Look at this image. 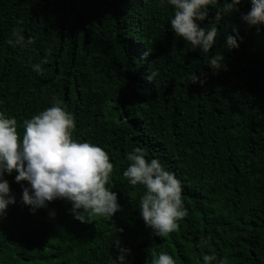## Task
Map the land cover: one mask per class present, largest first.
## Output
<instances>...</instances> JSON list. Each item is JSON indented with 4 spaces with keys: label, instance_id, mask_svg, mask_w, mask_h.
Masks as SVG:
<instances>
[{
    "label": "trees",
    "instance_id": "trees-1",
    "mask_svg": "<svg viewBox=\"0 0 264 264\" xmlns=\"http://www.w3.org/2000/svg\"><path fill=\"white\" fill-rule=\"evenodd\" d=\"M225 2L209 6L202 27ZM237 7L203 53L176 36L167 0H0V113L17 120L22 137L24 120L62 102L75 118L73 138L109 154L121 206L91 223L77 221L65 200L33 213L22 200L27 182L5 174L15 204L0 217V264H112L117 240L130 250L125 264H150V248L176 264L212 254L213 264L224 256L264 264V24L242 21L251 0ZM14 28L34 43L10 46ZM237 31L239 47L229 50ZM217 54L226 70L209 67ZM135 147L181 182L188 214L166 238L140 216L143 188L123 177Z\"/></svg>",
    "mask_w": 264,
    "mask_h": 264
},
{
    "label": "clouds",
    "instance_id": "clouds-1",
    "mask_svg": "<svg viewBox=\"0 0 264 264\" xmlns=\"http://www.w3.org/2000/svg\"><path fill=\"white\" fill-rule=\"evenodd\" d=\"M167 3L174 10L170 25L176 36L183 38L193 50L200 48L203 53H208L216 42L217 25L224 17L239 11L237 6L241 0L231 3L226 0L217 10L214 21H209V27L201 24L208 18L209 6L218 0H167ZM241 19L249 26L264 24V0H251L250 11L242 14ZM12 36L14 39L7 41L12 47L27 48L34 43L32 38L25 39L19 29L14 28ZM239 39L242 38L238 31L235 36L227 37L229 50L239 47ZM223 60V56L217 54L208 60V65L214 72L226 70ZM47 62L45 58L30 66L41 73ZM156 76L157 73L151 71L149 82ZM192 80L196 83L199 78L193 74ZM74 128V116L60 101L24 120L22 137L17 120L0 113V217L5 215L10 204H15L9 182L4 178L5 174L12 175L13 172L17 173L16 183L27 182L22 200L33 213L58 199L71 203L72 214L81 223H91L93 218H111L121 210L117 194L111 190L114 165L109 154L95 144L75 140ZM126 159L129 164L123 177L130 185L143 188L139 212L145 225L158 237L166 238L178 231L179 221L188 213L183 204L181 182L175 173L165 170L158 159L149 160L145 147H135L126 154ZM115 244L120 254L112 264H125L130 250L121 248L118 240ZM206 245L208 241L202 239L199 246ZM148 252L150 264H176L173 256L166 252H158L155 248ZM202 259L204 264L217 261L215 254L203 255ZM218 264H229L228 257L220 258Z\"/></svg>",
    "mask_w": 264,
    "mask_h": 264
}]
</instances>
